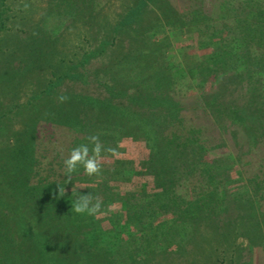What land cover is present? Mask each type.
<instances>
[{
  "label": "trees",
  "instance_id": "16d2710c",
  "mask_svg": "<svg viewBox=\"0 0 264 264\" xmlns=\"http://www.w3.org/2000/svg\"><path fill=\"white\" fill-rule=\"evenodd\" d=\"M212 1L213 12L207 13L203 0H185L180 10L173 0H147L165 21L169 35L180 31L178 35L193 36L195 47L203 50L191 55V66L163 64L166 37L144 47L148 40L138 39L139 34L157 31L155 25H144L151 6L136 0L130 15L120 20L127 26L121 34L142 42L126 51L118 28L108 29L97 51L82 53L56 74L52 67L55 81L47 79L38 93L32 91L27 105L0 113V119L10 113L9 122L11 116L20 117L21 125L19 130L9 129L18 137L6 141L0 154V264H127L119 259L118 247L108 256L102 236L107 230L99 226L98 216L73 211L75 197L87 194L81 186L83 167L78 166L68 182L64 161H40L39 123L68 133L65 159L74 147L88 144L91 135L99 137L101 157H110L108 149L116 140L112 135L120 130L121 138L143 142L147 156L139 163L140 171L124 159L101 166L108 180L129 181L139 173L150 178V191L140 185L132 192L145 200L140 210L129 197L122 199V230L127 224L144 230L146 224L142 237L150 236L157 248L181 246L180 240L188 246L227 245L239 231L252 242L259 224L256 216L264 218V0ZM74 2L62 0L63 12H81ZM112 47L116 50L108 53ZM47 48L30 35L19 49L24 53L20 73L31 71L35 76L49 52L52 61L56 53ZM98 56L107 59L92 69L95 93L54 91L64 78L84 83L77 70ZM57 63L58 59L51 65ZM11 68L0 70V95L11 91L13 97L18 90L17 71ZM61 95L68 97L63 103L58 100ZM236 137L246 142V151L237 149ZM247 152L256 153L253 163L236 169ZM58 187L65 188L62 197ZM95 191L96 187L92 196L102 205L111 200L107 184L99 194ZM117 217L105 219L116 224ZM142 237L129 239L139 245ZM142 252L137 254L138 264L146 261Z\"/></svg>",
  "mask_w": 264,
  "mask_h": 264
},
{
  "label": "rangeland",
  "instance_id": "374dc122",
  "mask_svg": "<svg viewBox=\"0 0 264 264\" xmlns=\"http://www.w3.org/2000/svg\"><path fill=\"white\" fill-rule=\"evenodd\" d=\"M61 2L62 0H0V63L4 61L0 64V70L5 72L7 68L12 67L11 71L12 69L17 71L16 75H18L17 78L19 80L18 87L16 88L18 90L13 97L11 91L5 95H0V113L10 108V106L14 108L15 105L19 104L22 106L27 105L26 102L29 101L32 91H37L38 93V90L41 89L40 85H43L47 79L51 78V82L55 81L51 74L52 67H54L56 74L57 70L67 69L66 67L70 66L82 53L97 51L104 36L108 35V32L112 29L118 28V35L121 37L123 49L126 51L141 41V39L133 41L134 38L129 37L127 33L121 34L122 30L127 26L121 23L120 20L124 15H130L128 10L133 5H137L136 0H75L74 5L76 4L77 10L81 11L77 12L78 14L64 13ZM173 2H176L179 10L183 9L186 5L185 0H173ZM146 4L151 6L147 0H145L144 6ZM203 7L207 13H212L214 9L213 1L203 0ZM164 8L170 11V7L167 4ZM147 10L144 25H155L157 32L153 33V29H145L143 35L139 34L138 39L143 38L144 41L146 38L148 40L145 41L144 47L148 48L154 39L166 37V48L162 55L163 64L171 67L178 65L191 66L194 63L192 56L194 57L203 51L195 47L194 37L188 34L178 35L177 33H180V31L169 35V28L164 23L165 21L162 20L161 15L157 13L158 10H155L154 6H151V8L147 7ZM87 11L90 14L86 13ZM91 16L92 18L89 20L88 17ZM146 30L149 32L145 33ZM130 34L132 35V31ZM30 35H33L34 39H37L40 47L43 42V47L46 51L47 47H52V50L56 53L52 61L49 58L51 52L46 54V64L36 71L35 76H33V72L31 71L23 75L17 69L23 68L20 61L23 60L22 55L24 53L19 52V49L28 42ZM113 49L115 48L107 49V52L110 53ZM57 59L58 63L52 66L51 64H54ZM106 59L100 56L92 58L85 68L77 70L85 80L84 83L77 81L79 79L64 78L56 82L53 86L54 91L61 93H70L71 91L95 93L97 91V82L92 78L91 72L92 69L98 67ZM122 72L124 71L122 70ZM5 103L6 105L8 104V107L4 109ZM19 114L24 115V113ZM10 115V113H7L0 119V123L3 124L0 125V154L4 149L6 141L18 137L17 133H11L9 129L12 128L13 131H16L21 127L20 117L15 116L12 120L11 116V122H9ZM112 119L116 120L115 118ZM110 129L118 130L114 126ZM121 132L120 130L117 134L114 133L112 135L116 137V140L113 142V149L119 155L114 156L111 153L110 157L102 156L100 158L101 166L104 167L105 163L113 162L116 159H124L132 161L133 168L140 171L142 168L139 166V163L147 156L145 145L143 142L121 138L122 136H118ZM119 137L121 139L117 140ZM235 141L237 142L236 147L240 152L246 151L248 145L244 140L237 139L236 137ZM67 143V132L49 128L44 123L37 125L36 145L40 161H45L46 159L47 161L63 162L66 158ZM255 155V152L242 154L239 163L241 166L236 165V169H241V167H244V164L253 163ZM106 184L111 195V200L102 205L104 214L99 215L98 218L100 220L99 226L107 230L102 236L106 241L103 247L109 252L107 253L109 257L115 248L118 247L117 253L120 254L119 259H124L123 262L127 264H138L137 254L140 250H143V256L147 257L143 264H264V218H261L260 215L256 216V221L259 224L257 229L254 228L255 232L252 231L255 234L257 233L255 238H252V242L247 239L243 232L239 231L237 237L229 244L222 245L218 243L219 245H212L213 248H217L216 250L205 242L200 243L199 246H188L182 240H180L181 246L170 243L157 248L156 241L149 238L150 236L142 237L144 234L142 232L147 231L146 224L144 225L146 226L144 230L132 229L131 224H127L124 230L121 227L124 224L122 199L129 197V202L136 206L135 210H140V204H145V200L141 201L137 196L138 194L132 192L140 187V185H144L146 190L150 191L151 185L148 175L139 173L133 175L129 181L118 178L112 179L110 177L108 180V174L101 169L98 176H84L81 186L86 190L87 194L91 195L93 188L96 187L95 195H97ZM114 215H118L116 218L118 222L116 224H112L108 219H105L109 217L113 219ZM162 228L164 229V226H161L159 229ZM129 236L137 239L142 237L143 241L137 245L133 240L129 239Z\"/></svg>",
  "mask_w": 264,
  "mask_h": 264
},
{
  "label": "clouds",
  "instance_id": "9594fccd",
  "mask_svg": "<svg viewBox=\"0 0 264 264\" xmlns=\"http://www.w3.org/2000/svg\"><path fill=\"white\" fill-rule=\"evenodd\" d=\"M68 97L61 95L58 100L63 103ZM88 144H81L74 147L68 158L64 160V174L66 180L71 182L72 174L77 171L78 166H82L84 174L92 177L98 176L101 172V153L102 144L100 143L99 137L91 135L87 137ZM89 144L92 147H89ZM114 156L119 154L115 149H108ZM65 194V188L58 187V195L61 197ZM73 211L76 214H87L89 216L103 215L102 202L98 198H94L91 194H82L75 197L72 203Z\"/></svg>",
  "mask_w": 264,
  "mask_h": 264
}]
</instances>
